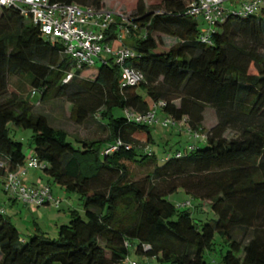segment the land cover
<instances>
[{"label": "trees", "instance_id": "obj_1", "mask_svg": "<svg viewBox=\"0 0 264 264\" xmlns=\"http://www.w3.org/2000/svg\"><path fill=\"white\" fill-rule=\"evenodd\" d=\"M50 1L104 9V0ZM193 1L136 0L124 24L132 43L122 40L134 53L124 66L143 76L136 86H122L121 66L111 57L98 59L94 70L77 66L63 43L44 36L18 7L0 6L3 185L8 172L26 163L13 130H29L30 158L43 165L48 182L83 203L81 212L69 211L57 238L41 231L23 238L0 209V264H124L133 260L130 248L159 264H208L204 253L216 235L226 248L218 264H264V5L258 16L224 8L225 19L206 33L186 13ZM115 24L106 32L111 43L118 38ZM167 37L176 42L162 51ZM30 93L39 101L64 99L76 124L94 120L106 137L70 141L65 129L34 111ZM207 107L216 123L204 131ZM152 108L178 134L185 123L198 138L169 154L165 144L173 133L162 132L159 138L167 139L158 157L136 138L145 133L148 147L154 124L132 118ZM124 160L150 170L131 180ZM178 190L207 202L216 219L202 220L191 207L170 202Z\"/></svg>", "mask_w": 264, "mask_h": 264}, {"label": "rangeland", "instance_id": "obj_2", "mask_svg": "<svg viewBox=\"0 0 264 264\" xmlns=\"http://www.w3.org/2000/svg\"><path fill=\"white\" fill-rule=\"evenodd\" d=\"M242 0H224L222 5L226 9H233L236 11L241 10ZM136 0H104L103 10L104 12H110L115 15H126L129 16L131 12L135 10ZM259 11L255 12V16L259 15ZM116 23V24H115ZM115 25L118 28V33L124 43L129 45L132 41L124 35L125 27L122 26L121 22L115 21ZM200 28L207 27V24L202 22L201 19L198 21ZM119 26L122 29H119ZM176 42L175 38L167 37L164 40V44L161 47L162 51L167 50ZM100 61L95 60V64L92 65V69H97L100 66ZM12 88L17 89L18 82L12 83ZM12 90V89H11ZM24 91L29 92V89L24 86ZM141 94L147 98L146 93L140 91ZM30 101L33 104V109L35 112H41L48 115L49 122L54 126L61 127L65 129L69 134V140L73 142L72 139H97L106 137L107 132L103 130L101 126L94 120H89L81 125L76 124L70 117L71 104L66 102L64 99L47 98L45 100L38 99L37 94L30 93ZM116 115H121L122 112L116 110ZM156 123L152 126V134L154 135V142L150 143L147 147L146 134L143 132L137 133L136 138L139 140L143 147L150 148L153 150L158 157H160V152L162 151L164 144L163 140L167 139L166 136L159 138V136L164 132L165 134L172 132L173 134L168 137V143L165 147L169 154H173L175 149L183 150L188 144L194 142V137L187 131V125L181 123L180 133H177L176 127H162L161 123L166 118V116L156 109ZM216 123L215 112L213 109L207 107L204 111V121L203 128L207 131L211 126ZM158 127V128H157ZM202 135V134H201ZM233 133H228V137L232 136ZM30 136L31 132L29 130L17 129L13 130V137L15 140L21 141L23 144V151L26 155V163L32 154V147L30 146ZM163 144V145H162ZM160 161V160H159ZM129 171V178L131 180H138L142 178L149 170L147 166H141L129 162L127 160L123 161ZM0 177V209H3L5 215L10 217L13 224L16 226L20 235L23 238H27L33 233L38 231L46 233L50 238H57L58 227L61 224H67L70 220L69 211L77 210L79 212L83 209V203L77 193H68L60 185L48 182L43 170L41 168H26L22 173H20V180L24 185H49L52 193V200L48 204L36 206L33 204H23L22 201L14 199L9 193L5 192L3 180ZM167 199L180 206V207H191L195 217L204 219H216V215L210 210L208 203L198 199H194L187 195L183 190H178L175 193L170 194ZM16 200V201H15ZM55 201H58V205H55ZM38 229V230H37ZM226 251L225 246L221 243L218 235L214 238V245L211 250H207L204 253V257L208 264H218L220 260V255ZM130 258L136 260L138 264H142L147 260L145 258L136 256L134 249L130 248ZM146 264H159L155 260L150 259L149 263Z\"/></svg>", "mask_w": 264, "mask_h": 264}, {"label": "built area", "instance_id": "obj_3", "mask_svg": "<svg viewBox=\"0 0 264 264\" xmlns=\"http://www.w3.org/2000/svg\"><path fill=\"white\" fill-rule=\"evenodd\" d=\"M223 1L195 0L189 5L186 13L207 24V28L204 29L207 33L216 22H222L225 19ZM263 5L264 0H242L241 10L244 15L254 14ZM0 6L18 7L20 13L29 18L33 25L38 26L44 36L62 42L65 54L77 66H92L96 59L111 57L115 63L121 66L120 82L122 86H136L143 80L141 73L131 67L124 66L126 60L134 57V53L132 49L123 45L120 33L113 43L107 41L109 35L106 32L109 26L115 23V17L118 16L119 23L121 22L125 27L124 24L128 22V16L115 15L102 10L97 11L92 7H82L75 3L64 4L50 0H0ZM119 29L122 27L119 26ZM203 40L207 41L206 35ZM70 77L71 74H68L66 80ZM155 115L156 110L152 108L145 114H138L132 118L136 122L153 125L157 121ZM170 124L173 122L168 117L161 123L164 127ZM198 136V133H193L194 138H198ZM111 150L113 147L106 152ZM26 168H43V165L36 158H29V161L17 171L8 172L4 179L5 192L25 205L40 206L46 202L49 203L52 200V193L47 185L27 186L20 180V173ZM58 203L55 201L56 206ZM1 212H4L3 209ZM124 264H138V262L128 258Z\"/></svg>", "mask_w": 264, "mask_h": 264}, {"label": "crops", "instance_id": "obj_4", "mask_svg": "<svg viewBox=\"0 0 264 264\" xmlns=\"http://www.w3.org/2000/svg\"><path fill=\"white\" fill-rule=\"evenodd\" d=\"M15 201H16V200H15ZM61 225H62V224H61ZM146 260H147L146 262H143L144 264L149 263V260H150V259H146Z\"/></svg>", "mask_w": 264, "mask_h": 264}]
</instances>
